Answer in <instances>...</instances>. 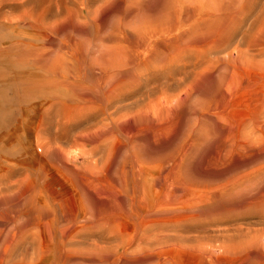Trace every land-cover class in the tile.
Returning a JSON list of instances; mask_svg holds the SVG:
<instances>
[{
	"label": "rangeland",
	"instance_id": "374dc122",
	"mask_svg": "<svg viewBox=\"0 0 264 264\" xmlns=\"http://www.w3.org/2000/svg\"><path fill=\"white\" fill-rule=\"evenodd\" d=\"M19 34L90 100L3 131L0 264H264V0H0Z\"/></svg>",
	"mask_w": 264,
	"mask_h": 264
},
{
	"label": "bare ground",
	"instance_id": "6f19581e",
	"mask_svg": "<svg viewBox=\"0 0 264 264\" xmlns=\"http://www.w3.org/2000/svg\"><path fill=\"white\" fill-rule=\"evenodd\" d=\"M15 37L5 46L0 44V160L3 156H12V149L10 150L9 144L14 141L16 143L23 142L22 135L18 132V128H23L24 126L23 121L18 122L19 124L12 132L3 133L5 129L12 125L18 115L28 116L34 110L39 109L40 121L48 124L54 122L57 128H62L63 132L66 133L67 128L61 127L64 117L63 110H70L69 112H72L74 117H79L83 114L81 112H84L86 104L90 100L88 98L89 94L83 92L80 87H78L79 95L76 96L74 93V81L61 74L57 75L52 70L44 69V67L49 69V67L53 66L50 64L53 59L43 56L40 48L33 46L31 51V43L23 40L21 34ZM106 79L105 82L107 81ZM106 84L108 92L111 91L113 83L109 81ZM78 90H75V92ZM38 132L41 133L42 131ZM33 257L35 256L33 255ZM37 258L39 259V257Z\"/></svg>",
	"mask_w": 264,
	"mask_h": 264
}]
</instances>
